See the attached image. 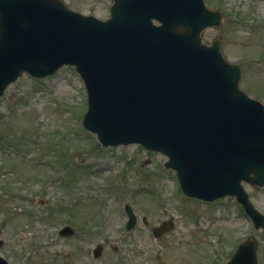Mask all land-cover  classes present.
Returning <instances> with one entry per match:
<instances>
[{"label":"rangeland","instance_id":"obj_1","mask_svg":"<svg viewBox=\"0 0 264 264\" xmlns=\"http://www.w3.org/2000/svg\"><path fill=\"white\" fill-rule=\"evenodd\" d=\"M106 19L112 0H63ZM223 16L202 41L241 67V88L264 104V0H205ZM88 96L74 66L36 78L24 72L0 96V255L11 264H227L254 235L264 264V230L235 197L186 196L166 155L141 144L104 146L84 127ZM264 214V186L243 184ZM137 224L126 229L124 205ZM173 227L155 236L153 228ZM70 224L74 236H61ZM103 245L99 257L93 254Z\"/></svg>","mask_w":264,"mask_h":264},{"label":"water","instance_id":"obj_2","mask_svg":"<svg viewBox=\"0 0 264 264\" xmlns=\"http://www.w3.org/2000/svg\"><path fill=\"white\" fill-rule=\"evenodd\" d=\"M110 11L105 20L62 0H0V96L25 71L43 77L75 65L88 93L83 123L103 145L162 152L187 196H236L264 229L243 185L264 186V104L241 89V67L225 59L221 39L202 41L221 12L205 0H113ZM126 211L131 229L137 219ZM172 227L164 221L155 233ZM228 264H258L254 237Z\"/></svg>","mask_w":264,"mask_h":264},{"label":"flooded vegetation","instance_id":"obj_3","mask_svg":"<svg viewBox=\"0 0 264 264\" xmlns=\"http://www.w3.org/2000/svg\"><path fill=\"white\" fill-rule=\"evenodd\" d=\"M70 1H72V2H78V1H80V0H70ZM99 0H92L91 2H98ZM76 232V231H75ZM74 236V235H73Z\"/></svg>","mask_w":264,"mask_h":264}]
</instances>
